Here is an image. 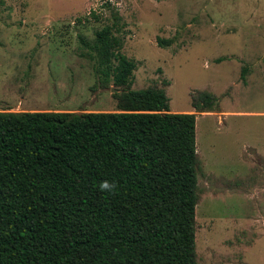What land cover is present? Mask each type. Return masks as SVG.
Returning <instances> with one entry per match:
<instances>
[{
    "label": "rangeland",
    "instance_id": "obj_1",
    "mask_svg": "<svg viewBox=\"0 0 264 264\" xmlns=\"http://www.w3.org/2000/svg\"><path fill=\"white\" fill-rule=\"evenodd\" d=\"M104 1L0 0V111H116L83 41L117 13L131 87L195 114L197 264H264V0ZM196 91L212 110L192 108Z\"/></svg>",
    "mask_w": 264,
    "mask_h": 264
},
{
    "label": "trees",
    "instance_id": "obj_2",
    "mask_svg": "<svg viewBox=\"0 0 264 264\" xmlns=\"http://www.w3.org/2000/svg\"><path fill=\"white\" fill-rule=\"evenodd\" d=\"M113 17L83 43L116 111H0V264H197L195 114L131 87ZM215 104L191 93L195 111Z\"/></svg>",
    "mask_w": 264,
    "mask_h": 264
},
{
    "label": "clouds",
    "instance_id": "obj_3",
    "mask_svg": "<svg viewBox=\"0 0 264 264\" xmlns=\"http://www.w3.org/2000/svg\"><path fill=\"white\" fill-rule=\"evenodd\" d=\"M115 189H116L115 183H109L108 181H104L100 184L101 191L114 192Z\"/></svg>",
    "mask_w": 264,
    "mask_h": 264
},
{
    "label": "crops",
    "instance_id": "obj_4",
    "mask_svg": "<svg viewBox=\"0 0 264 264\" xmlns=\"http://www.w3.org/2000/svg\"><path fill=\"white\" fill-rule=\"evenodd\" d=\"M33 83H34V81H33ZM33 83H28V84H27V86H26V88H25V89H26V90H25L26 92H27V91L29 92V90L32 92V90H34V89H33ZM19 88H20V87H19ZM28 92H27V93H28ZM16 94L19 95V89H16ZM29 95H30V94H27V97H30Z\"/></svg>",
    "mask_w": 264,
    "mask_h": 264
}]
</instances>
